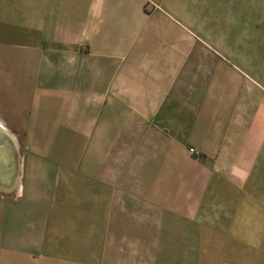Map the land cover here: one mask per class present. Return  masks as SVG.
<instances>
[{"label": "crops", "instance_id": "crops-1", "mask_svg": "<svg viewBox=\"0 0 264 264\" xmlns=\"http://www.w3.org/2000/svg\"><path fill=\"white\" fill-rule=\"evenodd\" d=\"M179 3L0 0V264H264V18Z\"/></svg>", "mask_w": 264, "mask_h": 264}, {"label": "rangeland", "instance_id": "rangeland-1", "mask_svg": "<svg viewBox=\"0 0 264 264\" xmlns=\"http://www.w3.org/2000/svg\"><path fill=\"white\" fill-rule=\"evenodd\" d=\"M143 2L142 11L144 16L148 17V24L141 26V32H147L150 34L157 35L159 39H162L164 43L171 44L172 43V34L177 33V30L172 25V21H167L166 18H170L172 16V0H141ZM162 1L169 8L162 7ZM196 3V5L203 6H215L214 9L210 7L209 10L206 11L205 17L200 16L201 20H197V26L200 29H206V33L218 37L221 35H225V38H229V40H235L241 36V31H238L240 27L238 25L241 22V19H254V18H264V9L258 8L257 4H255V0H249L244 4L238 3L237 0H180L179 6L180 8L175 9V11L183 14H187L189 9H186L188 3ZM183 13V14H182ZM204 18H208L205 19ZM222 20L224 27L227 28L226 32L217 33L212 31V27L214 25L208 24L206 20ZM204 21L206 23H204ZM187 28L186 26H184ZM181 30L179 32H187V30L183 29L181 26ZM11 48V47H9ZM6 49V46L0 43V50ZM8 65V62L5 58L0 57V73L3 71V68ZM5 72V71H4ZM8 81V79H7ZM10 82V80H9ZM6 94L0 93V100H4L6 98ZM2 194L0 193V198ZM43 250V256L49 255L50 250ZM38 251L35 250L32 253V256H39ZM59 252V249L56 250ZM2 254L1 248V240H0V256Z\"/></svg>", "mask_w": 264, "mask_h": 264}, {"label": "water", "instance_id": "water-1", "mask_svg": "<svg viewBox=\"0 0 264 264\" xmlns=\"http://www.w3.org/2000/svg\"><path fill=\"white\" fill-rule=\"evenodd\" d=\"M2 148H11L12 155H13V163L11 165L12 173H11V184L5 185L0 183V189L7 190L11 187L15 186V180L17 175V167H18V156H17V144L15 139L9 134L5 126L0 122V150ZM6 171L0 167V181L5 179Z\"/></svg>", "mask_w": 264, "mask_h": 264}, {"label": "bare ground", "instance_id": "bare-ground-1", "mask_svg": "<svg viewBox=\"0 0 264 264\" xmlns=\"http://www.w3.org/2000/svg\"><path fill=\"white\" fill-rule=\"evenodd\" d=\"M10 152H12L11 150H10ZM13 158V157H12ZM10 162L9 163H7V165H6V167H11V165H12V163H13V159H11V160H9ZM1 164V163H0ZM6 164V163H5ZM3 169H6V168H3ZM12 173V170L10 169V172H9V174L7 175V176H5L6 178L5 179H3V180H1L0 181V183H2V184H5V185H10L9 183L11 182V176H10V174Z\"/></svg>", "mask_w": 264, "mask_h": 264}, {"label": "built area", "instance_id": "built-area-1", "mask_svg": "<svg viewBox=\"0 0 264 264\" xmlns=\"http://www.w3.org/2000/svg\"><path fill=\"white\" fill-rule=\"evenodd\" d=\"M187 150H188V152H190L191 154H193L195 156L198 154L197 150L192 146H188Z\"/></svg>", "mask_w": 264, "mask_h": 264}]
</instances>
